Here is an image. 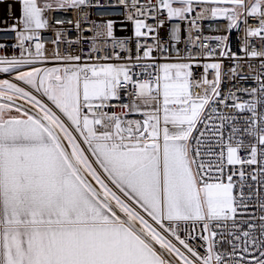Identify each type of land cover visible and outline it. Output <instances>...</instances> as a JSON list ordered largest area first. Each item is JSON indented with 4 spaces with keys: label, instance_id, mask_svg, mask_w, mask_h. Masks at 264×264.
Masks as SVG:
<instances>
[{
    "label": "snow or ice",
    "instance_id": "6c2138e0",
    "mask_svg": "<svg viewBox=\"0 0 264 264\" xmlns=\"http://www.w3.org/2000/svg\"><path fill=\"white\" fill-rule=\"evenodd\" d=\"M12 2L19 14L0 27L18 53L0 56V264H264V52L249 50L264 41V0ZM194 2L227 33L192 20L183 43L199 55L179 37L166 53L161 11L184 21ZM114 7L131 13L132 36L79 15ZM70 10L74 21L52 22Z\"/></svg>",
    "mask_w": 264,
    "mask_h": 264
},
{
    "label": "built area",
    "instance_id": "2783aa9c",
    "mask_svg": "<svg viewBox=\"0 0 264 264\" xmlns=\"http://www.w3.org/2000/svg\"><path fill=\"white\" fill-rule=\"evenodd\" d=\"M111 4L114 5H123L124 3H131L135 2V0H108ZM143 2V0H141ZM152 3H156V0H152ZM204 7H211V5L206 4H200L198 2H194L193 8L194 10L188 14V17L186 20L181 21L179 19L173 18L171 20L168 19L166 10L161 11L159 19L164 21L163 26L159 28L158 34L161 38V42L166 45L165 52L170 53L172 55H175L176 48L167 46L169 40H174L176 37H179L181 39V43L177 45V47L181 48L185 52H191L193 56L199 55V48H193L191 44L183 43V41L187 40L189 31H191V34L193 37L197 35L196 29H193L192 24L190 21L196 20L197 25L202 29L204 35H212V34H225L227 33V20L224 18H206V19H197L198 14L202 11ZM18 6L12 2V0H7L5 3H0V27L6 26L10 24L12 21L9 19L10 16L18 15L17 11ZM89 16V19L96 20L98 23L102 22L100 20V17H104L105 19H114L117 22L115 25V32L117 36H132L133 34V27L130 22H127L125 20L126 15L131 14L129 11H126L123 7H114L109 9L106 12H100L92 10L89 11L88 8H84L82 11H80L79 15L81 17L85 15ZM152 16H156V12L153 11L151 13ZM52 22L54 23L55 20H64V21H74L76 19V13L75 10H70L68 12H62V11H56L51 14ZM149 24H152L153 26L156 25L155 20H148ZM249 25L253 28L257 27V21L255 19H249ZM56 27L59 28H67L70 27L67 23L64 25H56ZM82 27L87 30L91 27V25L88 22H82ZM183 30V31H181ZM87 31H85V35H89ZM70 38H75V31L69 32ZM244 35L243 31V23L241 22V27L239 29H235L230 34V40L233 51L237 50L238 44H239V38H242ZM42 39L44 40L46 44L47 54L51 55L53 51V45L51 43L52 39H54V33L51 31H44L42 32ZM0 43H6L9 45V47L5 49H0V56L2 55H14L18 54L10 45L14 43V34L13 33H7L3 34L0 33ZM147 43L151 44L153 43L152 40H148ZM61 48H63V45H61ZM137 49L139 50V45L132 42L128 43L126 45V50L123 53L124 56L129 55L130 49ZM255 49L256 52H264V41H260L258 38H250V45L249 50ZM85 50H87V46H85ZM154 55H159L158 53H154ZM242 55V53H241ZM161 62H164L161 60ZM254 65L258 64L260 62L259 59H252L250 61ZM226 64H229V61H225ZM41 67H52L54 64L52 62H48L46 64L38 65ZM247 69H245L246 71ZM197 74L202 72V68L196 69ZM4 77H9L7 74H2ZM209 79L213 78V74L210 72ZM251 83V81H249ZM222 90H227L229 87H234V85H230L229 83L222 84ZM243 99H246L247 97H243ZM233 100L232 96L228 97L229 103H231ZM117 112H120L121 109L117 108ZM192 244H198L200 243L199 239L195 241H190ZM199 251H203V249H199Z\"/></svg>",
    "mask_w": 264,
    "mask_h": 264
},
{
    "label": "rangeland",
    "instance_id": "374dc122",
    "mask_svg": "<svg viewBox=\"0 0 264 264\" xmlns=\"http://www.w3.org/2000/svg\"><path fill=\"white\" fill-rule=\"evenodd\" d=\"M8 78H10V77H4V76H2V74H0V79H8Z\"/></svg>",
    "mask_w": 264,
    "mask_h": 264
}]
</instances>
